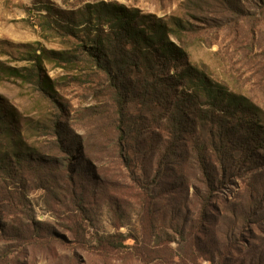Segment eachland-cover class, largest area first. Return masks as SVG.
<instances>
[{"label": "rangeland", "instance_id": "obj_1", "mask_svg": "<svg viewBox=\"0 0 264 264\" xmlns=\"http://www.w3.org/2000/svg\"><path fill=\"white\" fill-rule=\"evenodd\" d=\"M98 3L168 27L181 21L185 28L171 40L186 53L182 65L247 104L225 127L245 129L233 140L251 151L238 148L244 161L223 176L208 153L217 181L206 206L188 140L169 155L168 134L139 105L132 115L143 126L127 143L129 166L122 161L106 81L82 62L81 40L63 29ZM43 51L75 54L72 64L43 59L47 93L8 74L35 71L33 55ZM204 125H191L188 135L208 147ZM261 127V0H0V264H264V150L254 147L264 141ZM58 130L69 151L59 147ZM107 236L124 248L101 246Z\"/></svg>", "mask_w": 264, "mask_h": 264}, {"label": "trees", "instance_id": "obj_2", "mask_svg": "<svg viewBox=\"0 0 264 264\" xmlns=\"http://www.w3.org/2000/svg\"><path fill=\"white\" fill-rule=\"evenodd\" d=\"M79 19V25H67L63 28L64 33L81 40L82 62L106 81V89L111 96L116 117L117 147L122 161L129 166L131 157L127 143L134 129L143 126L142 117L138 120L132 115V110H136V105H139L148 115V123L158 126L168 134L164 151L169 155L174 156L176 147L188 140L191 157L197 160L199 170L203 174L206 192L201 197V202L206 206L217 181L216 175H210L206 168L207 159L210 157L208 153L214 157L217 170L223 176L227 167L231 169L233 163L244 161L239 156L238 148L244 153L251 148L239 146V141L235 144L233 140L236 139V130L245 132V129L236 124L231 128L225 127L229 118H239L238 110L247 104L241 98H238V101L227 98L221 88L212 86L193 67L182 65L186 53L171 40V36L179 37L181 30L185 28L181 21L174 19L172 26L168 27L159 21L150 20V17L140 15L136 10L129 11L124 6L109 3L85 5L80 11ZM77 26L81 28L77 29ZM47 27L49 30L51 26ZM51 55L61 56L59 60L66 64H72L75 57V54L68 51H43L40 57L33 55L35 71L26 68L27 73L22 74L21 71L11 69L8 74L24 80H34L40 91L47 93L53 88L47 77L40 73L43 71V59L50 62L53 60ZM204 108L209 111L210 119H207L208 112L204 111ZM191 115L195 118L190 119ZM199 121H202L204 127V122L210 125L206 129L208 147L201 143L199 137L195 139L188 135L191 125H194L195 130ZM63 132L57 133L59 147L69 151L70 148L63 141ZM262 134L264 135V129ZM256 141L254 140L255 149L264 150V141ZM115 239L113 236H107L98 238V241L106 248H124V245Z\"/></svg>", "mask_w": 264, "mask_h": 264}]
</instances>
